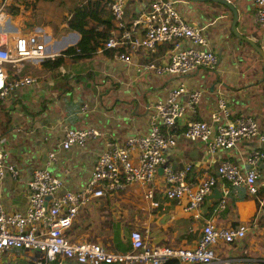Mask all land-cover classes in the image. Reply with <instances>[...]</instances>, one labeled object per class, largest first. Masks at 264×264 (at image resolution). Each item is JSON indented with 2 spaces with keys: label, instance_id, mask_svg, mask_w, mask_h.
<instances>
[{
  "label": "crops",
  "instance_id": "0c3cea01",
  "mask_svg": "<svg viewBox=\"0 0 264 264\" xmlns=\"http://www.w3.org/2000/svg\"><path fill=\"white\" fill-rule=\"evenodd\" d=\"M32 1L34 4L36 2V7L35 14L30 16L31 22L38 26L37 32L44 38L48 58L59 55L80 41L81 35L68 28V20L76 6L92 0ZM151 1L127 0V23L130 24L147 12ZM172 1L185 21L203 28L209 49L218 57L214 69H195L181 78L151 71L143 73L142 64L165 63L168 45L159 46L155 52L128 51L131 57L128 63L119 61L115 52L110 55V52L98 48L95 56L88 59L64 57L63 64L52 70L42 67L40 60L7 65L11 72L33 76L36 81L26 87L13 89L0 99V152L6 153L7 160L19 170L17 178L7 174L0 179V208L7 212L25 211L28 181L36 169H47L60 178L62 185L56 195L79 190L88 181L104 143L108 140L122 145L128 137L145 133L153 103L164 100L168 89L178 82L185 83L189 91L201 93L197 112H187L182 123L186 119L210 122L211 114L217 110V99L223 97L232 117L251 115L264 133L262 60L246 44L239 48L233 47L236 39L230 33L232 12L216 2ZM105 2L102 0L101 7L105 5V8H101L103 13L95 22V29L104 31L108 26L107 21L111 20L113 26L109 30L110 34L115 23ZM228 2L237 10V31L263 48L262 28L253 21V1ZM5 15L9 17L7 23L16 27L12 34L24 31L19 28L14 16ZM4 22L0 21V25ZM0 32L6 35L1 27ZM140 33L141 30L136 28V34ZM101 37L96 36L98 44ZM149 95H153V101L148 102ZM186 97L184 94L182 99ZM67 128H93L99 136L91 138L84 147L65 150L61 142ZM259 147L254 140L241 141L227 152L210 156L205 153L202 143L178 137L177 146L166 150V154L176 168L190 162L197 176H216L217 166L222 160L228 159L246 167L248 154ZM259 168L261 176L256 183L258 194L255 197L248 195L245 188L233 189L227 182L218 179L213 190L222 194L224 188L229 189L226 205L218 209L216 205L219 199L211 200L207 211H203L201 221H194L191 214L183 209V204L165 199L161 188L156 189L155 193L159 207L152 208L144 198L143 189L134 185L97 200H101L99 203L121 200L119 211L128 220H119L120 227L100 226L105 232H99L93 226L97 221L92 211L96 205L92 203L79 212L68 230V236L77 241H101L108 247L115 239L110 249L125 252L129 249V232L134 229L146 234L153 245L193 247L201 232L199 227L205 220L223 227L245 224L248 229L243 238L218 244L216 250L224 257H251L264 264V159L260 161ZM158 179L157 187L161 183V178ZM131 188L139 189L141 195L135 197ZM123 196L141 199L143 203H137V206L133 204L130 208V205L122 202ZM126 224L134 229L128 230ZM12 253L28 256L26 252L20 251L8 255Z\"/></svg>",
  "mask_w": 264,
  "mask_h": 264
},
{
  "label": "built area",
  "instance_id": "2783aa9c",
  "mask_svg": "<svg viewBox=\"0 0 264 264\" xmlns=\"http://www.w3.org/2000/svg\"><path fill=\"white\" fill-rule=\"evenodd\" d=\"M10 0H0V99L11 90L26 87L36 81L33 76L11 72L7 65L29 60H44L46 44L38 32L12 34L16 27L7 23L3 6ZM127 0H106L115 27L104 42L107 49H123L116 57L128 63L130 53L155 52L168 45L163 64H142L143 73L181 78L195 69H214L218 57L209 49L203 28L185 21L172 0H152L150 8L130 24L126 21ZM253 21L262 28L264 49V0H252ZM13 27V28H12ZM136 28L142 33L136 34ZM186 94V99L182 96ZM201 93L187 90L183 82L168 89L164 100L152 105L147 131L128 137L122 145L106 141L98 155L91 175L83 187L56 195L62 183L47 169H36L28 181V203L23 212H7L0 208V256L10 252H26L35 264H263L251 257L222 256L218 244L234 242L245 236L247 225L218 226L204 221L193 247L150 244L139 229L129 232V249L125 252L109 250L100 243L77 241L68 236L79 212L114 192L134 185L144 191V198L152 208H158L156 189L161 188L165 199L183 204L194 221L203 218V206L213 193L218 179L231 188H245L248 195L258 194L257 180L261 176L260 161L264 159V133L251 115L232 117L223 97L217 99V110L211 121L183 120L187 112L195 114ZM179 126L181 131L178 132ZM99 133L93 128H67L61 147H84ZM200 142L205 153L213 156L227 152L241 141L254 140L259 149L251 151L247 166L224 159L216 169V176H197L190 162L180 168L168 160L166 150L177 146V138ZM53 159V155L50 156ZM7 174L17 178L19 170L0 152V179ZM161 178L160 186L158 178ZM229 189L224 188L217 208L223 209ZM34 254V256H31Z\"/></svg>",
  "mask_w": 264,
  "mask_h": 264
},
{
  "label": "rangeland",
  "instance_id": "374dc122",
  "mask_svg": "<svg viewBox=\"0 0 264 264\" xmlns=\"http://www.w3.org/2000/svg\"><path fill=\"white\" fill-rule=\"evenodd\" d=\"M38 1H42V0H38ZM35 7H36V2L34 4L32 0H17V2L10 0V1H7V3L3 6V9L5 12H9L8 14H10L12 17L14 16L16 18V21L19 24V28L24 30L21 33L29 34V33H35V32H37V30H39L38 26L33 25V23L31 22L32 18H30V16L32 14H35V12H34ZM6 17H8V16H6ZM162 95H164L163 91H162ZM165 96H166V94H165ZM147 99H148V102L153 101V95L152 96L149 95L147 97ZM95 162H94V164H95ZM86 183L84 185H86ZM130 190H133L132 193L135 197L141 195V191L137 188H134V189L131 188ZM100 201L94 202V204H92V205H96V207L92 211H93V215H94L93 217H96V221H97V223L96 224L94 223L93 226H96L98 228L99 232H105V230L102 229L100 226H102V227L106 226L105 228H110L112 226L120 227L119 222H118L119 220H121L120 222H123L122 220H128L119 211V209H120L119 204L121 202L120 199H118L114 202H111V200L109 202L105 201L106 203H104V202L99 203ZM129 201H130V203L128 204ZM122 202L124 204L130 205L129 206L130 208H131V206H133V204H134V206H137V203L138 204L143 203L141 199H134L131 196H128V197L123 196ZM125 207L126 206H124V208ZM125 226L129 227L130 225L126 224ZM131 229H134V228L133 227L128 228V230H131ZM199 229H201V226L199 227ZM197 233H198V231H197ZM85 241H87V240H85ZM88 241L100 243L102 246L108 248L109 250H112V249H110V247H113V244L115 243V239H114V243H110V247H108L105 243L103 244L101 241H94V240H88ZM29 260H31V259L22 253H19V254L12 253L10 255L4 254V255L0 256V264H10V263L25 264V261H29Z\"/></svg>",
  "mask_w": 264,
  "mask_h": 264
},
{
  "label": "trees",
  "instance_id": "16d2710c",
  "mask_svg": "<svg viewBox=\"0 0 264 264\" xmlns=\"http://www.w3.org/2000/svg\"><path fill=\"white\" fill-rule=\"evenodd\" d=\"M101 4L102 0H92L81 3L74 8L71 17L68 20V28L81 35L80 41L75 46L69 47L57 56L44 59L42 61V67L51 70L56 69L63 64L64 57H70L73 59H88L94 57L98 48H101L103 52H110V55H113L114 52L117 53L123 51V49L115 50L104 47V42L109 37V30L113 26L111 20L107 21L108 26L104 31L99 32L95 29V22H98L100 19L99 15L103 13L101 8H105V5L101 7ZM96 36H102V40L99 44L98 41L96 42ZM25 264L35 263L32 260H29L25 261Z\"/></svg>",
  "mask_w": 264,
  "mask_h": 264
},
{
  "label": "water",
  "instance_id": "95a60500",
  "mask_svg": "<svg viewBox=\"0 0 264 264\" xmlns=\"http://www.w3.org/2000/svg\"><path fill=\"white\" fill-rule=\"evenodd\" d=\"M190 1L216 2V3H219L227 7L232 12L233 18H232V23L230 27V33L236 39V43L234 44L233 47L239 48L246 44L250 46L258 54V56L262 60V74H263V80H264V49L260 47L259 45H257L252 40H250L247 36L240 34L237 31L236 25L238 21V14H237L236 8L230 2H228V0H190ZM220 197H221V193L218 190H213V193L211 195H208L206 198V203L203 207L204 213L209 208L210 201L214 199H220Z\"/></svg>",
  "mask_w": 264,
  "mask_h": 264
},
{
  "label": "clouds",
  "instance_id": "9594fccd",
  "mask_svg": "<svg viewBox=\"0 0 264 264\" xmlns=\"http://www.w3.org/2000/svg\"><path fill=\"white\" fill-rule=\"evenodd\" d=\"M6 13V12H5ZM6 20H8V17H6ZM48 58V57H47ZM46 59V58H45ZM43 61V60H42ZM101 199V198H100ZM97 201V200H96ZM32 260V259H31Z\"/></svg>",
  "mask_w": 264,
  "mask_h": 264
}]
</instances>
